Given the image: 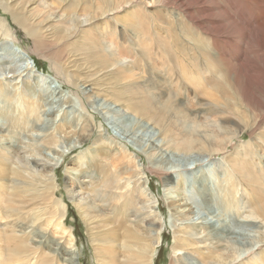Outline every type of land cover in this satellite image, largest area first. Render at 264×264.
<instances>
[{
	"label": "bare ground",
	"instance_id": "6f19581e",
	"mask_svg": "<svg viewBox=\"0 0 264 264\" xmlns=\"http://www.w3.org/2000/svg\"><path fill=\"white\" fill-rule=\"evenodd\" d=\"M106 1L108 5L95 6L84 0L82 8L88 21L112 23L110 31L119 30L124 37L111 52L103 44L105 31L95 34L82 21L71 26L62 18L66 12L46 14L37 21L38 6L45 4L42 0H0L5 11L15 10L13 19L35 42L47 37L71 48V54H82L79 60L89 62L92 70L77 72L93 78L86 77L77 86L83 96L77 93L82 102L77 116L48 110L52 123L31 119L34 112L29 111L43 105L46 97L30 86L22 92L28 101L34 100L28 112H10L13 105L8 100L15 94L6 84L27 73L60 97L73 98L56 76L37 70L0 15L6 38L0 51V71L5 74L0 81L6 80L0 83V264H32V250L43 254L42 264H79L76 233L65 223L67 203L57 196L55 169L62 163L63 151L56 142L61 135L76 136L81 144L94 138L98 113L90 102L95 95L101 96L99 113L111 116L115 128L108 137L98 134L87 155L93 162L78 178L68 177L65 185L86 222L98 263L156 264L166 224L159 197L150 187L149 169L160 178L161 194L171 211L170 264H264V0H244L252 2L248 23L240 26L238 36L246 47L235 35L223 31L226 35L220 36L217 27H209L210 8L203 2L194 6L193 0L182 3L178 20L183 28L169 22L167 35L151 30L153 26L147 28L156 60L168 61L167 56L172 62L171 67L168 61L172 71L166 77L144 70L137 74L147 66L141 67L138 40L130 37L135 33L126 34L130 25L138 23L139 14L151 20L153 10H137L138 0ZM62 2L61 7L75 9V0L51 3ZM230 5L236 4L222 0L215 8ZM256 33L262 40L254 44ZM226 44H232L230 48L235 44V56L225 50ZM129 48L135 57L122 68L121 59ZM58 67V72H65L63 66ZM251 81L252 87L248 86ZM187 103H195V108L187 109L191 108ZM210 125L220 133H212ZM100 126L105 127L101 122ZM246 132L250 139L242 140ZM236 137L240 141L235 143ZM47 146H54L56 159L39 156ZM82 163L79 157L77 165ZM75 184H80L79 193ZM249 227L257 229L258 238H249Z\"/></svg>",
	"mask_w": 264,
	"mask_h": 264
},
{
	"label": "rangeland",
	"instance_id": "374dc122",
	"mask_svg": "<svg viewBox=\"0 0 264 264\" xmlns=\"http://www.w3.org/2000/svg\"><path fill=\"white\" fill-rule=\"evenodd\" d=\"M42 1L45 2V4H44L45 7L42 5L38 6L41 14L39 12L37 17H35L38 19L37 21H40L41 17L42 18L45 17L46 14L47 15L53 14V16H56L57 14H62L63 12H66L65 15L62 16V18H63V20H66V21L69 20V23H70L69 25H71V26L75 25V22L81 23V21H82V23L90 24V26L93 27L95 34H100L101 32L105 31L107 35L104 38L105 41L103 42V44L105 47H107L109 45L107 47L106 51L111 52L112 50H114L116 48V46L120 42L124 41V37L120 34L119 30H116L113 32L110 31V29L112 28L111 27L112 23H108V22L105 23L103 20H96L94 22L88 21L89 17L86 15L87 13H85L83 8H82L85 6L82 4L84 0H75V2H74L75 9H73V10H67V9L61 7V6L65 5V2H62V4L59 3L57 5L56 4L53 5V3H51V2H53V0H42ZM89 1H91V3H93L95 6H97L99 3H103V5H108L106 0H89ZM186 1H188V0H182V2H180L179 0H138L137 10L142 7L141 9H143V11L145 9H147L146 12L150 11V10L154 11V12L152 11L150 13V14H152V15H150L151 20H147V19L143 20L142 14H139V16H137V19L135 17V19H136L135 21L138 23H136L135 27H133L134 25H130L128 27L129 28L128 32L126 33L128 36L131 35V33H130L131 30L135 33L136 36L132 34L130 37H132V39H134L135 41L138 40L137 41V43H139V45H138V49H139L138 56H139V59L141 61V65H142L141 67H144L145 63L147 66L146 69L145 68H142L141 70L138 69L137 70L138 75H140L139 72H142L144 70V71L150 72L154 75H161L162 77L165 75V77H166L172 71V69H170L172 67V62L167 56H165V59H168V61H170L171 67H170V63L167 60H164V59L163 60H156V56L154 55L156 52V47H154V43L152 42V40H150L148 38L149 34H147V28H151L153 26V28H151V30L153 29V30L157 31V33L160 35H167L168 34L166 31V27L169 28V22H172L173 24H177L176 26L178 28L180 26L183 28L184 25L181 23L182 21L180 19L178 20V18L180 15L182 16L181 11L184 10V6L182 3H186ZM70 2H71V0H70ZM202 2L205 3L204 6L208 7V9L210 8V11L208 12L210 14H207V20L208 21H206L208 26L212 27V28H213V26L217 27L220 36L226 35L223 33V31L235 35L234 37L237 38L238 43L243 45V46L245 45V47H246L247 46L246 43L243 42L242 38H240L238 36L240 35L241 29H242L240 26H242V25L246 26L248 23V20L250 17L249 7L252 4V2L251 1L246 2L244 0H233V2L236 4L235 7H233V5H230L229 8L227 7L225 9V6H224L218 10L217 8H215L216 2H219L222 4V0L221 1L220 0H193L192 1V3H194V6L202 4ZM240 2H241V4H240ZM146 3H147V5H146ZM241 6H243V7H241ZM26 7H28V9L31 8L30 4H27ZM247 9H249V10H247ZM14 11L15 10H13V9H11L10 11L9 10L5 11V8H3L0 5V15L5 17L8 21V23L11 25L13 35L16 38V42H18V44L21 46V48L23 50H26V52L30 55V57L32 59H34L35 66L37 67V70L41 74L47 73V75L51 74L53 76H56L57 80L62 85V89L65 90L67 93H70L72 95L73 99L69 100V99L64 98V96L60 97L59 93H55V91H53L51 89H47L44 82L39 83V81L36 77L27 73L23 78L22 77L20 79L18 78L15 81H13L12 83L9 82L8 84H6V87H8V86L12 87L13 93L15 94L14 96H12V98H10L8 100L13 105L10 112L19 113L18 115L28 112L27 107H28V104L30 103L31 100L28 101V97L27 96L24 97V94H22V92L24 91L25 86H27V87L30 86L31 88H33V90H34L33 92L38 93V95L45 94V97H46L43 105L42 104L39 105L34 111H29V112H34L31 119L40 118L39 123H41L43 121V119H45L46 124L48 122L52 123L53 118H52V115H50V112L48 110H50V111L62 110L61 113L66 112L67 114L71 113L72 116H75V115L77 116L78 113H80V111L78 110L79 109L78 106L82 105V102L80 101L79 95L77 94V93H79L80 96H82V92H81V89L77 86L79 84L84 83L83 80H85L86 77H87L86 79L89 78V80L93 79L92 76L81 75L77 71L80 70L81 72H85L88 70H92L89 67L91 64L89 62L84 63L83 60H79V57L82 54H79V53L71 54V53H69L71 48L65 47V45H63V43L62 44L60 43V41L53 43L52 41H49V39H47V37H43L40 40V43L35 42L34 38L30 34L27 33V30H25V28H22L20 25H18V23H16V21L13 19ZM213 12H214V14H213ZM238 13H240V14L237 15ZM228 16H230V18H228L229 20L227 19ZM237 16H238V18H237ZM247 16H249V17H247ZM38 17H40V18H38ZM138 17H139V19H138ZM238 20L240 22H238ZM73 21H74V23H73ZM143 21H145V22H143ZM243 21H246V22H243ZM102 23H105V25L103 27H100V25ZM146 23H148V25ZM160 24H162L164 26L161 27ZM231 26L233 29H231ZM225 27H227V28H225ZM102 28H103V30H102ZM131 28H133V29H131ZM4 34H5V29L2 27V25H0V51L3 47V44H4L3 42L6 39ZM253 39L255 41L253 43L256 44V42L262 40V36L260 33H256V34H254ZM230 45L232 46V44H230ZM230 45L226 44L224 46V48H225V50L228 51V53L231 56H232V54L230 52H232L235 56L236 55L235 51L232 49V48H234L235 44L231 48H230ZM128 52H130V48L127 50V52H125L126 55H124V58L121 59L120 66L122 68H127L128 65L131 63V60L135 57L134 53H132V52L128 53ZM69 54H70V56H69ZM90 60H93V58H90ZM81 61H83V62H81ZM59 65H61L65 68V72H58L57 71V68H59L58 67ZM72 65L75 67H73ZM25 72H23V73H25ZM67 73H68V75H67ZM166 73H167V75H166ZM97 74H99V73H97ZM4 75L5 74H3V71L2 72L0 71V80L4 78ZM82 77H84V78H82ZM75 80L77 81V83L74 84ZM211 80L215 84L216 80H213V78ZM5 81L6 80L0 81V83L5 82ZM252 85H253V83L251 81L248 84V86L252 87ZM45 89H46V91H44ZM255 89L257 90V88H255ZM16 93H21V96L17 95ZM82 98H83V96H82ZM100 98H101V96L95 95L94 98H92L91 102H90V104L93 108V111L95 113H98V114H96L97 117H96L95 123H94V127L95 126L97 127V131H96V134L94 136L95 140L93 138V139H90V141H87L85 144H83V143L81 144L79 141V138H77L76 136L61 135V136H58L57 142H56L57 149H59L60 151L61 150L63 151V156H62V161H61L62 163L56 167L57 169H55L56 178L58 177L57 179L59 181L58 182L57 196L60 198L63 197V199L66 200L65 202L67 203V209L68 210H67L66 214H68V216L66 218L65 223L67 226L71 227L72 230L75 231V233H76L75 239L77 238L76 239L77 242L75 243V247L77 248V251H78L79 264H99V263H98V258H97V254H96L97 253L96 249L94 248V245L91 243V236H89L90 234H88L89 230L87 229L86 222L84 221L83 217L78 213V210L75 207V205L72 204L70 196H69V194H67L68 190H67V187L65 184H66V180H68L67 179L68 177H71V178L73 177V179L78 178L80 173H81V170L84 168H87V166L89 167V164L93 162V161L88 159L87 155L89 152L91 153L90 150L92 147H94L93 143H94V141H96L98 134L103 133L105 137H108V133H111L115 128L113 126V123L111 124V122H112L111 118H110L111 116L106 114L105 115L106 117H105L104 115L99 113L100 103H101ZM261 99H264V97L261 96ZM31 102H34V100ZM86 104H88L87 100H86ZM90 104L88 105V107L90 106ZM187 104H189V103H187ZM190 104L188 106L189 107L191 106V108H187V109H192L195 106V103H192V105H190ZM2 107H3V104H0V114H2ZM200 117L202 118L203 116H199V118ZM202 119H204V117ZM207 120L211 121L210 118L209 119L207 118ZM100 122L105 127H101ZM209 123H211V122H209ZM210 126L211 127H209V129L212 133H214L215 135L220 133L219 129H217V127H215V125H210ZM212 127H214V129ZM36 133L37 132L34 133V136L38 135ZM240 138H242V140H248V139H250V136L248 135V132H246ZM234 141L236 143V142L240 141V139L236 137V138H234ZM53 147L54 146L44 147L39 156H42V158L45 160H46V158H50V159L55 158L56 159L58 154L56 153V149ZM131 150H135L134 147H132ZM261 153H262V151H261ZM79 157H83V163L81 166L77 165V160L79 159ZM143 160L145 161L146 164L148 163V160L146 161L145 157H143ZM38 162H40V161H38ZM40 163H42V162H40ZM37 168L42 169V166H40V167L37 166ZM68 168H71V169L67 170ZM72 168H77L78 170L77 169L73 170ZM146 173H147V177L150 178V187L154 190L155 194H157L159 197V200H160L159 208H160V211H162V213L165 215V224H166L165 232L163 231V234H162V236H163L162 240L163 241L161 240V243L159 244V247L157 248L158 251H157V254L155 256V263L156 264H170V261H171L172 255H173V246H174L173 245V242H174L173 231H172V228L169 227V220L171 219V211L169 210L167 202L164 200V198L161 194L163 188H162V183H161L160 178L156 174L150 172L149 169L146 170ZM90 179H91L90 177L87 178L88 181H90ZM75 188L79 193L80 192V184L79 185L75 184ZM59 189L61 191H59ZM89 200H90V198H89ZM247 233H248V236L250 239L258 238V232H257V229L255 227H253V228L249 227ZM30 255H31L30 257L32 259V264L34 261L36 263L38 262V264L43 263V260H39L43 256V254L40 251L36 252V251L32 250Z\"/></svg>",
	"mask_w": 264,
	"mask_h": 264
},
{
	"label": "water",
	"instance_id": "95a60500",
	"mask_svg": "<svg viewBox=\"0 0 264 264\" xmlns=\"http://www.w3.org/2000/svg\"><path fill=\"white\" fill-rule=\"evenodd\" d=\"M21 51H23L22 48H21ZM24 51H25V50H24ZM25 53L30 57V55H29L26 51H25ZM30 58H31V57H30ZM31 59H32V58H31ZM32 64L35 65L34 59H32ZM36 68H37V67H36Z\"/></svg>",
	"mask_w": 264,
	"mask_h": 264
}]
</instances>
